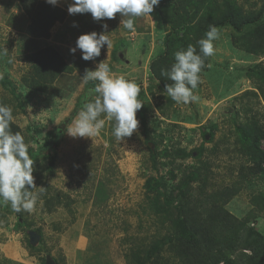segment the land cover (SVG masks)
<instances>
[{"label": "rangeland", "instance_id": "1", "mask_svg": "<svg viewBox=\"0 0 264 264\" xmlns=\"http://www.w3.org/2000/svg\"><path fill=\"white\" fill-rule=\"evenodd\" d=\"M46 1L65 9L66 19L36 38L27 35L19 1L0 0V125L3 135L19 129L14 146L0 140V187L8 188L10 169L28 149L63 131L56 149L41 153L0 196V264H44L52 254L73 264L70 246L80 240L88 252L76 264H200L169 242L146 257L185 211L198 224L227 221V212L264 234V174L252 172L253 154L236 130L264 129V55L246 51L231 26L216 28L203 42L207 68L189 90L171 93L152 70L169 25L148 0ZM238 2L258 9L262 0ZM48 46L59 57L50 78L32 60ZM89 88L102 93L84 105ZM151 177L161 185L154 192L145 186ZM29 230L40 235L33 247ZM12 238L17 246L7 244Z\"/></svg>", "mask_w": 264, "mask_h": 264}, {"label": "trees", "instance_id": "2", "mask_svg": "<svg viewBox=\"0 0 264 264\" xmlns=\"http://www.w3.org/2000/svg\"><path fill=\"white\" fill-rule=\"evenodd\" d=\"M18 1L28 19L25 29L29 37H49L53 25L66 19L65 9L46 0ZM148 2L152 8H155L162 24L169 25V30L163 39L164 50L152 67L154 75L168 92L189 90L200 72L207 68L209 56L205 52L203 42L216 28L231 26L240 34L241 43L246 51L264 55V0L258 9H245L238 0H148ZM209 4L214 6L212 10L209 9ZM189 35L191 37H188ZM37 52L38 55H34L32 60L37 61L39 64L37 66L42 70L48 69L46 78H50V67L58 64L57 51H54L52 46H48ZM33 65L36 73L35 62ZM44 65L46 67H43ZM259 79L264 84V72L259 74ZM2 84L10 92H14L9 81L4 80ZM138 101L134 97V102ZM138 104L140 108V103ZM140 110L144 136L150 143L143 108L141 107ZM13 128L15 131L8 130V134L3 135L0 125L2 145L3 142H8L10 146H14L16 139L14 132L17 133L16 130L19 129L15 126ZM236 130L240 144L248 147L253 154L252 172L264 174V149L262 148L264 129L258 125H238ZM62 134V129L58 127L48 135L49 139L46 140L45 145L38 150L28 149V156L10 169L8 188L0 187V196L11 188L22 171L37 161L41 153L53 152L60 144ZM152 146L150 147L151 162L155 165L157 154L154 144ZM3 151L6 152V149L3 148ZM1 152L2 149L0 154ZM145 186L149 191L154 192L159 190L161 185L158 179L151 177L147 179ZM225 215L229 220L220 221L218 224L222 226L219 225L220 227L215 229L218 219H206L198 224V220L191 218L186 211L185 214H176L171 219L172 236L168 235L152 241L146 257L153 260L160 255L169 242L172 245L171 249L188 262L192 259L200 264H219L222 260L226 264H264V234L227 212ZM29 245L33 247L30 242ZM215 249L222 254L220 257L214 253ZM233 253L235 256L231 257ZM45 262L46 258L44 264ZM136 264L142 263L137 259Z\"/></svg>", "mask_w": 264, "mask_h": 264}, {"label": "water", "instance_id": "3", "mask_svg": "<svg viewBox=\"0 0 264 264\" xmlns=\"http://www.w3.org/2000/svg\"><path fill=\"white\" fill-rule=\"evenodd\" d=\"M102 91L98 90V89H95V88H89L87 89L86 93H85V101H84V105L87 104L88 102V99L92 96V95H95V94H98V93H101ZM29 237H30V243L33 245L35 244L38 239L40 238V235L37 231L35 230H29ZM45 264H57L55 259L50 256V255H47L46 256V262Z\"/></svg>", "mask_w": 264, "mask_h": 264}, {"label": "crops", "instance_id": "4", "mask_svg": "<svg viewBox=\"0 0 264 264\" xmlns=\"http://www.w3.org/2000/svg\"><path fill=\"white\" fill-rule=\"evenodd\" d=\"M98 90H100V89H98ZM101 91V90H100ZM102 93V92H101ZM16 240L15 239H10L8 242H7V244H9V243H13L12 245H15L16 244ZM15 243V244H14ZM83 241L82 240H80V241H78V242H76V243H73L72 245L71 244H69V245H71L70 247H72V250L74 249V251H75V253L77 252V256L78 257H76V259L75 258H73V264H76V262H78V261H80V260H82V258L83 257H81L84 253H85V251H87L88 252V250H84V248H83ZM15 246H17V245H15ZM4 252H6V253H10L8 250L7 251H4ZM13 253V252H12ZM52 256H53V258L55 259V261H56V263L57 264H64L63 262H60V261H58V259H57V257L56 256H54V254H52ZM7 257V256H6ZM10 257V259H16L17 260V258H13L12 256H8V258ZM63 259V258H62ZM83 263V262H82ZM82 263H77V264H82ZM65 264H67V262L65 263Z\"/></svg>", "mask_w": 264, "mask_h": 264}]
</instances>
